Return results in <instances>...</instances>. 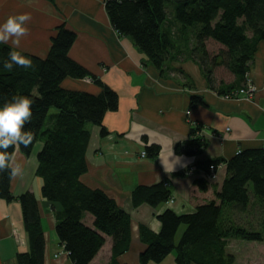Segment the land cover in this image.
<instances>
[{"label": "trees", "instance_id": "trees-1", "mask_svg": "<svg viewBox=\"0 0 264 264\" xmlns=\"http://www.w3.org/2000/svg\"><path fill=\"white\" fill-rule=\"evenodd\" d=\"M166 2L173 4L179 43H189L188 34L193 32L201 59L195 56L192 59L201 67L211 90L220 97L234 98L245 87L258 45L264 42V0H105V9L116 33L121 38H129L162 74L174 47L171 35L165 30L169 23ZM75 41L73 31L65 25L58 27L45 59L0 44V108L13 97L32 101V115L22 131L31 133L33 139L26 147L22 144L18 147L22 154L29 156L35 145L43 142L37 166V175L43 181L41 193L44 200L60 207L56 234L71 262L91 264L105 245L106 237H110L112 264H118L117 259L130 249L131 218L104 192L85 186L81 177L87 171L85 155L90 133L86 127L99 126L101 135L106 136L103 121L106 114L118 110L119 96L70 58ZM208 41L221 46L220 53L210 57ZM13 51L27 58L31 66L4 69L3 62ZM218 69L227 70L234 81L220 83L215 76ZM68 78L90 79L101 92L92 95L65 90L61 85ZM190 104L191 107L202 105L203 98L193 95ZM52 108L58 112L46 125ZM201 131L200 127L191 128L184 144L187 155L197 156L207 148ZM7 152L13 157L15 147H9ZM159 152L156 146L146 149L150 158H156ZM226 165L227 178L221 192L214 193L213 200L199 204L190 214L178 216L166 211L159 216L162 225L159 235L140 227L141 241L146 245L140 264L161 263L172 253L176 254V264H234L235 258L226 252L228 238L262 242L260 233L225 227L223 215L225 207L246 212L251 194L264 203V149L241 151ZM12 178L11 168L0 171V200H14ZM195 186L203 194L211 188L205 177L196 180ZM170 199L171 193L164 185L139 187L132 197L136 208L142 204L158 207ZM18 201L29 251L19 254L17 262L45 264L46 240L38 199L26 193ZM86 214L93 217V228L83 222ZM181 226L186 229L176 244L175 237Z\"/></svg>", "mask_w": 264, "mask_h": 264}, {"label": "crops", "instance_id": "crops-1", "mask_svg": "<svg viewBox=\"0 0 264 264\" xmlns=\"http://www.w3.org/2000/svg\"><path fill=\"white\" fill-rule=\"evenodd\" d=\"M25 14L30 16L25 24L27 33L19 38L18 45L11 39L0 44L45 59L56 29L65 25L76 34L70 58L119 96L118 110L106 114L103 121L108 132L106 136L101 135L99 126L86 127L90 139L85 155L87 171L81 182L104 192L130 216V249L117 259V263L140 264V255L146 249L141 241V226L159 235L162 230L159 216L168 210L178 216L193 213L199 204L213 200L214 193L221 192L227 178L228 161L241 151L264 149V42L258 45L250 66L249 77L256 92L251 100L234 99L213 92L201 67L186 54L172 56L163 74L160 73L129 38H121L116 33L107 15L105 0H0V24L10 16ZM215 76L220 83L234 81L230 74L225 75L230 82L223 76ZM61 86L65 90L92 95L101 92L87 79L68 78ZM193 95L201 96L204 104L191 107ZM192 122L201 128V136L208 144L197 156L187 155L184 149ZM150 146L159 148L158 156L143 158L142 153ZM42 148L43 142L38 143L31 154L25 156L18 145L15 146L11 167L18 166L19 171L11 181L14 200H0V264H18L17 256L29 251L22 206L18 201L26 193L34 194L39 202L46 240L45 264H73L56 234L60 207L42 197L43 181L37 175L38 154ZM216 161L219 162L214 163ZM211 164L218 166L216 178L210 181L211 188L203 194L196 188L195 181L204 178ZM193 168L197 171L188 172ZM165 184L171 193L168 203L158 207L147 204L134 207L132 197L137 188ZM261 207L264 208V203L251 194L246 212L224 208L225 227L236 224L263 234L262 242L227 240L226 252L235 257V264H264L261 227L264 210H260L262 218L261 214L252 212ZM83 222L94 227V219L89 214ZM179 230L176 244L181 239ZM112 247V239L106 237L105 245L91 264H112ZM149 264H176V254H170L161 263Z\"/></svg>", "mask_w": 264, "mask_h": 264}, {"label": "clouds", "instance_id": "clouds-1", "mask_svg": "<svg viewBox=\"0 0 264 264\" xmlns=\"http://www.w3.org/2000/svg\"><path fill=\"white\" fill-rule=\"evenodd\" d=\"M28 15L10 16L3 24H0V43H7L11 39L13 43H19V38L27 33L26 22ZM13 66L28 68L30 61L23 55L13 51L9 53L8 60L3 62V68L11 70ZM31 104L26 97H13V99L0 108V171L11 168L16 175L19 167L12 168V155L7 152L9 147L31 143V133L22 131L24 124L30 119Z\"/></svg>", "mask_w": 264, "mask_h": 264}, {"label": "rangeland", "instance_id": "rangeland-1", "mask_svg": "<svg viewBox=\"0 0 264 264\" xmlns=\"http://www.w3.org/2000/svg\"><path fill=\"white\" fill-rule=\"evenodd\" d=\"M166 7H167V11H168V16H169V20H168V22L169 23H167V25L165 26V30L167 31V32H169V34L171 35V37H172V41L174 42V47H173V50H172V56L173 57H179V56H183L184 54H186V55H188V57H191V58H193L194 56L195 57H197L198 59L200 58V56H199V53L197 52V50H196V44H195V41H194V38H193V32L192 33H190V34H188L189 35V40H190V42L189 43H186V44H180L179 43V41H178V37H179V33H178V31L176 30L177 28H178V26H177V23H175L174 22V18H173V15H174V13H173V4L171 3V2H166ZM192 40V41H191ZM206 47H207V51H208V53H209V56L210 57H213V56H215V55H217L218 53H220V50H221V46H219L218 44H215L214 42H212V41H208L207 42V44H206ZM201 59V58H200ZM216 74L218 75V78L219 77H222L223 79H225L226 80V82H230L229 80H228V78L225 76V75H229L228 74V71L227 70H225V69H218L217 70V72H216ZM88 81H90V82H92L90 79H87ZM228 80V81H227ZM93 83V82H92ZM263 86H264V78H263ZM246 100V99H245ZM57 110L55 109V108H52L51 110H50V112H49V114H48V119H47V121H46V125H47V123H48V121H49V119H50V117H52L53 115H56L57 114ZM198 124L197 123H194V122H192L191 123V126H192V128H197V127H199V126H197ZM194 126V127H193ZM38 143H40V144H42V142H38ZM37 143V144H38ZM144 153V152H143ZM146 153V152H145ZM146 156H147V153H146ZM211 165H214V166H216V170H215V174H216V172H217V165L216 164H211ZM210 166V165H209ZM208 170V169H207ZM195 171H197V169H195V168H193V169H190L188 172H195ZM209 171V170H208ZM208 182L210 183V180H208ZM255 205V204H254ZM260 210H264V208L263 207H261V208H254L253 209V211L252 212H254V213H259V214H261L262 212L260 211ZM263 217V214H261L260 215V218H262ZM263 220H264V217L262 218V221H261V227H262V231L264 232V227H263ZM234 227H238V228H241V229H243L242 227H240V226H237L236 224H234ZM255 227H256V225H255ZM185 230V226H182L181 228H180V230H179V234H178V237H180L181 238V236H182V234H183V231ZM245 230V229H244ZM246 231H248V230H246ZM257 233H260V234H262L261 232H257ZM263 235V234H262ZM229 239H231V238H228V240ZM238 240H240V239H238ZM242 241H244V240H242ZM263 241V240H262ZM248 242V241H247ZM235 258V257H234ZM235 264V263H234Z\"/></svg>", "mask_w": 264, "mask_h": 264}, {"label": "built area", "instance_id": "built-area-1", "mask_svg": "<svg viewBox=\"0 0 264 264\" xmlns=\"http://www.w3.org/2000/svg\"><path fill=\"white\" fill-rule=\"evenodd\" d=\"M256 92V87L253 83V81L250 79L249 75L247 78V83L245 85L244 88H242L239 92L236 93V95L234 96V98L237 99H246V100H251L253 97V94ZM240 153V152H239ZM142 157L145 158L146 157V153H142ZM208 173H205V178L207 180L213 181L216 178V174H215V170H216V166L214 165H210L208 167ZM164 187H168V184H165Z\"/></svg>", "mask_w": 264, "mask_h": 264}]
</instances>
